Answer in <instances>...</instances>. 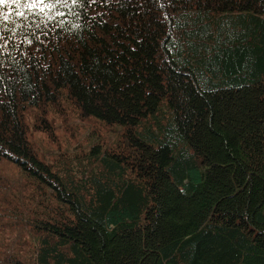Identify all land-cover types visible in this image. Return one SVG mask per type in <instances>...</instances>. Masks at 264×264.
<instances>
[{
  "label": "trees",
  "instance_id": "1",
  "mask_svg": "<svg viewBox=\"0 0 264 264\" xmlns=\"http://www.w3.org/2000/svg\"><path fill=\"white\" fill-rule=\"evenodd\" d=\"M62 98L115 140L53 169ZM0 161L49 190L0 264H264V0L0 5Z\"/></svg>",
  "mask_w": 264,
  "mask_h": 264
},
{
  "label": "rangeland",
  "instance_id": "2",
  "mask_svg": "<svg viewBox=\"0 0 264 264\" xmlns=\"http://www.w3.org/2000/svg\"><path fill=\"white\" fill-rule=\"evenodd\" d=\"M63 99L60 100L62 107L58 112H50L54 107L45 104L43 110L28 108L24 113L31 121L28 132L33 146L53 169L63 157L81 158L94 142L108 147L115 140V134L95 120L80 119L72 114L68 107L63 106L66 103ZM41 118H47L54 126L51 135L41 130L42 126L32 127V122L38 124ZM43 191L46 193L49 190L39 188L17 166L0 161V253L19 249V256L29 254L32 246L27 228L30 207Z\"/></svg>",
  "mask_w": 264,
  "mask_h": 264
},
{
  "label": "snow or ice",
  "instance_id": "3",
  "mask_svg": "<svg viewBox=\"0 0 264 264\" xmlns=\"http://www.w3.org/2000/svg\"><path fill=\"white\" fill-rule=\"evenodd\" d=\"M9 2L17 7L23 6L30 10L39 9L40 12H44L45 9H54L58 4H67L68 0H0V5L8 4ZM71 2L76 4L80 0H71ZM17 15L23 16L24 12H17ZM3 19L7 20L8 16L4 15Z\"/></svg>",
  "mask_w": 264,
  "mask_h": 264
}]
</instances>
